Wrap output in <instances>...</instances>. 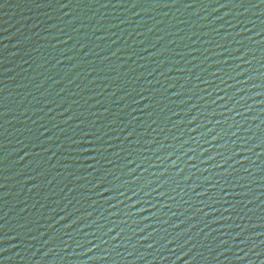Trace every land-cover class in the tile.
I'll return each mask as SVG.
<instances>
[{
	"label": "water",
	"instance_id": "95a60500",
	"mask_svg": "<svg viewBox=\"0 0 264 264\" xmlns=\"http://www.w3.org/2000/svg\"><path fill=\"white\" fill-rule=\"evenodd\" d=\"M0 264H264V0H0Z\"/></svg>",
	"mask_w": 264,
	"mask_h": 264
}]
</instances>
